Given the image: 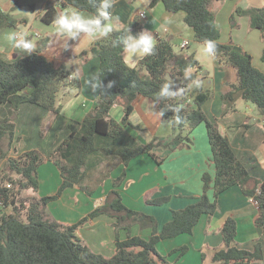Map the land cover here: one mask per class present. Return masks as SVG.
<instances>
[{"label":"trees","instance_id":"trees-1","mask_svg":"<svg viewBox=\"0 0 264 264\" xmlns=\"http://www.w3.org/2000/svg\"><path fill=\"white\" fill-rule=\"evenodd\" d=\"M58 1L57 9L49 0L41 16L45 24L53 25L55 17L69 8L96 16L101 4V0ZM212 1L228 0H150L149 5L154 7L162 3L170 14L184 12V23L193 31L196 42L203 45L209 40L215 42V50L211 53L220 63L234 68L237 75L236 83L230 86L231 91L224 97L231 100L233 92H241L242 99L255 105L264 121V73L253 66L251 56L238 46L218 42L219 31L214 23V13L210 10ZM110 8L106 10L108 13ZM236 14L246 16L250 27L264 34V6L238 9ZM4 15L0 12V19ZM7 23L14 24L13 21ZM127 28L133 36L142 32L136 21L131 22L121 29L111 30L81 54L98 58L101 88L95 108L77 122L66 121L60 116L61 105L57 104V94L61 88L78 87V80L74 76L72 81H67L69 71L65 66L55 67L42 55L41 48L11 62L0 57V109L7 107L17 112L22 106H35L67 122L65 136L45 156L39 150L31 149L4 162L0 171V210L11 207V213L0 216V264H169L165 257L158 254L156 244L161 240L191 234L201 216L215 213L219 195L234 186H238L247 198L256 201L258 216L254 225L264 231V181L260 182L248 174L232 151L228 139L203 112V105L210 98L211 91L202 85L199 63L193 55L185 57L176 54L167 39H158L152 55L140 60L135 67H129L123 58L125 46L122 42ZM169 65H172L170 81L165 79ZM166 83L170 95L159 96ZM138 96L152 102L160 116L170 122L174 131L179 132L176 139L185 134L184 141L189 143L192 131L201 124L205 125L214 166L213 179L203 175L201 197L184 209L172 211L171 219L159 233L153 217L123 205L116 188L124 179L125 171L114 180L113 190L103 204L86 218L74 225L57 223L48 214L47 206L64 190L78 187L91 194L92 190L85 184L88 178L99 172L102 176L100 181L106 179L112 163L126 167L132 159L141 155H148L158 162L152 153L155 139L140 144L127 131L128 128L139 129L129 121L132 103ZM115 105L123 109L119 122L110 116ZM14 134V122L8 117L1 118L0 158L5 157L12 148ZM44 159L52 162L60 174L58 191L48 197H23L24 192L31 191L34 195L38 191L37 170ZM103 163L107 166L106 173L101 170ZM209 188L213 190V200L207 196ZM167 201L166 198H159L149 203L160 206ZM102 215L116 219V233L120 229L129 232L132 226L139 225L149 227L152 235L147 240L127 237L120 241L116 237L115 251L111 257L95 254L76 236V229L86 219ZM220 233L226 249L215 253V262L256 264L263 261L264 252L260 243L255 245L253 251L231 246L236 235L233 219L225 220Z\"/></svg>","mask_w":264,"mask_h":264},{"label":"crops","instance_id":"crops-1","mask_svg":"<svg viewBox=\"0 0 264 264\" xmlns=\"http://www.w3.org/2000/svg\"><path fill=\"white\" fill-rule=\"evenodd\" d=\"M52 3L58 9L59 1L52 0ZM111 3L109 12L111 30L121 29L136 21L142 32L147 31L155 42L158 39H167L176 54H180L179 48L183 41L189 43L191 49L182 52V55L194 56L203 77L202 85L211 91L210 98L203 105V112L228 139L232 151L245 166L248 174L263 182V118L255 105L242 99L241 92H233L231 100L224 97L231 91L230 86L237 81L235 69L220 63L212 53L205 52L202 43L193 40L191 45L194 34L184 23V12L170 14L165 11L162 3L150 7V0H111ZM48 5L49 0H8L6 6L0 4V12L5 14L4 18L0 19V57L11 62L28 56L13 50L10 47L11 42L4 37L5 33L13 30L26 33L32 43L35 41L33 43L35 50L41 48L42 55L48 61L55 67L65 66L69 74L78 80V87H75V90H72L73 86H70L71 91L62 88L57 94V104L61 105L60 116H63L66 121L77 122L83 117L76 115V105L90 104L92 111L99 100V89L93 92L88 86L91 83L90 77L98 74L99 60L90 54L86 56L81 54L103 36L97 34L91 40L84 33H80L75 39L58 36L53 30V25H47L41 20ZM263 6L264 0L212 1L210 4V10L214 13V23L219 31L218 42L238 46L251 56L253 66L262 73H264L262 60L264 34L251 28L248 18L238 16L236 10ZM13 9L15 11H12ZM73 10L69 8L64 12ZM81 13L92 16L87 12ZM140 13L144 14L143 19H139ZM8 19L14 24L9 25ZM65 42L68 44L67 48ZM126 57L125 51L123 58L129 67H135L140 61H129ZM132 107L129 121L132 126L139 129L128 128L127 131L140 144H147L155 139L152 153L158 158V162L148 155H141L132 159L126 167L119 163H112L106 179L100 181L102 176L99 172L88 178L85 184L92 190L91 194L78 187L64 190L55 201L48 204L49 212H47L57 223L74 225L86 218L95 208L103 204L113 190L114 180L125 171L124 179L116 188L121 195L123 205L130 210L153 217L156 221V231L159 233L164 224L171 219L172 211L184 209L201 197L203 175L206 174L211 180L213 179L214 166L202 124L192 131L188 143L184 141L185 134L176 139L179 132L172 129L170 122L160 116L156 106L147 98L138 96L133 101ZM110 116L117 118L119 122L123 116L122 107L113 106ZM16 128L18 127H15V134ZM30 139L31 146L21 153L17 151L13 141L12 149L5 157L0 158V171L9 157H16L31 149L41 152L31 136ZM38 141L40 146V139ZM21 144L25 146L24 141ZM47 162L50 161L44 159L43 163ZM101 167H103L102 172L108 171L106 164L103 163ZM97 178L99 180L95 183ZM43 182L49 187L47 192L49 196H53L59 189L61 177L57 178L53 170V178H49L48 181L44 179ZM43 189L44 185H41V189H38L35 195L41 197ZM207 196L213 200L212 188L207 191ZM159 198H166L168 201L160 206L149 203ZM216 203L215 213L212 216H201L191 234H182L169 240L159 241L156 244L158 254L165 257L169 264H220L215 262L213 257L218 251L226 249L220 229L228 218L233 219L236 224V235L231 244L232 247L253 251L255 245L260 243L264 252V231L254 225L258 208L253 200L247 198L238 186H234L220 194ZM115 224L116 219L106 215L86 219L77 227L76 236L93 253L109 258L114 254L116 237L120 241L126 240L127 237H141L147 240L152 235L149 227L139 225L132 226L129 232L120 229L116 233ZM262 262L264 263V258Z\"/></svg>","mask_w":264,"mask_h":264},{"label":"clouds","instance_id":"clouds-1","mask_svg":"<svg viewBox=\"0 0 264 264\" xmlns=\"http://www.w3.org/2000/svg\"><path fill=\"white\" fill-rule=\"evenodd\" d=\"M110 7H112L110 0H101L100 8L96 16H87L78 10L62 12L55 17L53 21V30L58 36L71 39H75L80 33H84L89 40L94 38L97 34L100 36L107 35L111 31V20L106 10ZM126 33L127 34L122 37V42L127 53V60H142L146 56H150L154 53L155 40L147 31L133 36L127 28ZM4 37L7 41L11 42L10 47L18 51V53L30 55L35 51L34 44L27 38L24 32L13 30L5 33ZM65 47H68L66 42ZM203 49L207 53L213 52L215 50V42L210 40L206 41ZM90 78L91 83L88 86L93 92H96L97 89L101 88L100 75L97 74ZM110 86L111 85H109V87ZM168 88V83L164 84L158 95H170Z\"/></svg>","mask_w":264,"mask_h":264},{"label":"rangeland","instance_id":"rangeland-1","mask_svg":"<svg viewBox=\"0 0 264 264\" xmlns=\"http://www.w3.org/2000/svg\"><path fill=\"white\" fill-rule=\"evenodd\" d=\"M7 2L8 0H0V4H3L4 6L7 5ZM12 11H15V9H13ZM188 30H191V29H188ZM191 40H192L191 41V45H192L194 42L193 37L191 38ZM33 43H35V41H33ZM179 49H180L179 53L182 54V52L184 51L187 52V50L191 48L189 46V47H186L185 49H181V48ZM67 87H63V89L65 88V90L69 89L71 91L70 86H67ZM74 88L75 87H72V90H75ZM76 106H77L76 115L78 116L81 115V117H84L85 115L90 113L92 109V106L90 104H87L86 106L85 104L84 106H78L77 104ZM4 117H8L10 120L14 122L15 127L16 126L18 127V129L16 128V134H15L16 136L14 138V145L17 146V151H19V153L29 149V147L32 144V140L30 139V136H31L34 141V144L38 145L39 149L42 152V155L44 156L47 154V152H51L52 150H54L55 146L58 144V142H60L63 139L64 135L66 134V123H67L66 121H62L60 116L54 117V115L52 114H47L45 113V111L35 106L25 105V106L20 107V110L17 112H12L7 107H3L0 109V119ZM112 119H114L115 121H118L117 118H112ZM202 125H203V128L205 129V125L204 124ZM205 132H206V129H205ZM40 134H41V137H40ZM48 136H49V140H47ZM39 139L41 141L40 146H39V141H38ZM22 141H24L25 146L21 144ZM53 170L57 178L58 177L60 178L57 168L51 162L42 163L37 170L38 179L40 181L39 190L41 189V185H44L43 194L41 197L49 196V194L47 193L49 192V187L47 186V184H44L43 181L44 179L48 181L49 178H53ZM22 196L30 197V196H36V195L35 194L33 195L31 191H27V192H24ZM49 205L47 206L48 212H49ZM10 213H11V207L0 210V216L2 214H10ZM261 263L262 262L260 263L256 262V264H261Z\"/></svg>","mask_w":264,"mask_h":264},{"label":"built area","instance_id":"built-area-1","mask_svg":"<svg viewBox=\"0 0 264 264\" xmlns=\"http://www.w3.org/2000/svg\"><path fill=\"white\" fill-rule=\"evenodd\" d=\"M138 17H139V19H143V18H144V14H143V13H140V14L138 15ZM188 44H189V43H188L187 41H183V42L180 44V48H181V49H185V48L188 46ZM72 79H73V75L69 74L68 77H67L68 82L72 81ZM8 186H9V185H8ZM252 200H253V199H252ZM253 202H254L255 205L257 206L256 201L253 200ZM1 207H2V204L0 203V209H1Z\"/></svg>","mask_w":264,"mask_h":264},{"label":"water","instance_id":"water-1","mask_svg":"<svg viewBox=\"0 0 264 264\" xmlns=\"http://www.w3.org/2000/svg\"><path fill=\"white\" fill-rule=\"evenodd\" d=\"M171 67H172V65H169V68H168V70H167V74H166V77H165V79L168 80V81L171 80V78H170Z\"/></svg>","mask_w":264,"mask_h":264}]
</instances>
